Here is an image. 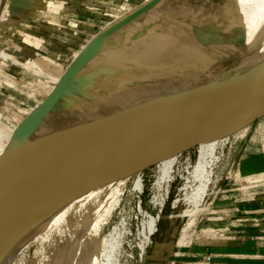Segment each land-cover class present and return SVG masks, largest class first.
<instances>
[{
    "label": "rangeland",
    "instance_id": "obj_1",
    "mask_svg": "<svg viewBox=\"0 0 264 264\" xmlns=\"http://www.w3.org/2000/svg\"><path fill=\"white\" fill-rule=\"evenodd\" d=\"M152 1L144 0L126 11L125 6L113 8L115 19L106 23L103 31ZM22 2L0 0V35L5 33L9 37V41L0 43V53H9L21 64L35 61L26 58V43L21 33L12 28L13 21L25 23L26 6L22 9ZM237 5L238 0H162L128 25L120 36L108 40L34 140L112 115L172 90L210 83L247 67L252 63L250 58L260 52L262 40L256 48L248 49L247 32L237 18ZM21 30L26 32V28ZM0 61L3 149L10 137L9 128L20 123L47 97L51 89L46 78L58 76L66 62L61 59L55 64L41 65L37 61L45 75H36L22 65L7 66L1 58ZM199 145L198 142L180 149L170 183L164 184L162 190L157 182L167 152L160 160L139 165L126 181L123 202L100 236L102 239L112 235L115 239L112 264H167L181 259L184 248L180 250L178 243L184 229L192 223L186 247L223 241L226 234L215 231L216 225L233 223L237 217L229 213L236 205L264 196V113L256 116L248 128L238 130L220 144L208 193L201 205L195 206L186 199L198 185L192 173ZM140 178L141 192L135 190ZM121 181L118 178L115 184ZM151 218L158 220L153 234L148 229ZM63 231L51 229L40 237L32 236L10 264H66L64 259L77 237L70 240ZM103 262L98 257L90 264Z\"/></svg>",
    "mask_w": 264,
    "mask_h": 264
},
{
    "label": "water",
    "instance_id": "obj_2",
    "mask_svg": "<svg viewBox=\"0 0 264 264\" xmlns=\"http://www.w3.org/2000/svg\"><path fill=\"white\" fill-rule=\"evenodd\" d=\"M161 1L153 0L99 35L56 89L21 123L0 159V213L40 203L62 189H87L264 113L263 62L194 90L156 97L34 140L108 39ZM100 146L111 152L88 154Z\"/></svg>",
    "mask_w": 264,
    "mask_h": 264
},
{
    "label": "bare ground",
    "instance_id": "obj_3",
    "mask_svg": "<svg viewBox=\"0 0 264 264\" xmlns=\"http://www.w3.org/2000/svg\"><path fill=\"white\" fill-rule=\"evenodd\" d=\"M237 6L239 8V15H237V18L239 21H242L241 24H243V28L247 32L248 49L256 48L260 45L259 41L262 40L260 52L250 58V60L253 59L251 61L252 63L248 65V68L251 69L253 66L256 67L264 62V0H238ZM80 55L81 53L75 56L73 62L68 65L64 72L60 73L56 77L49 76L46 78L48 81L47 84L51 89L47 97L54 91V89H56L65 73ZM0 58L2 59L4 65H22L30 71L33 70L36 75H45L41 67L35 62L28 61L27 63L25 62L21 64L17 59L5 52L0 53ZM238 71H241V69ZM238 71L230 72L225 75L223 74L224 76H220L212 82L225 77L228 78V76L234 75V73H237ZM201 84L202 83L185 86L177 90H172L165 95H174L194 90L203 86ZM47 97L41 101L20 123L14 124L13 127L9 128L10 137L6 146L3 149H0V159L6 154V151L21 123L33 111H35L47 99ZM146 101L138 103L140 104ZM252 121L253 118L247 120L236 128L227 130L220 134L205 137L200 141L198 161L192 173L193 178L198 185L196 189L194 188V192L187 197V201L195 206L201 205L208 193L209 186L212 181L213 165L218 161L216 156L217 149H219L218 147L220 144L226 142L238 130L241 131L248 128ZM109 151L105 150L103 146H100L96 150L90 151L88 154L90 156H98L109 154L111 152ZM179 152L180 149L168 151L166 159L162 162L160 161L162 164V176L157 182L159 190H162L164 184L170 183L171 169ZM160 158L161 156L156 159L160 160ZM47 163L53 162L48 160ZM137 168L138 166L111 178L105 179L84 190L81 186L62 189L52 193L48 196L50 197L49 199L40 203H26V205H19L0 213V264H10L15 253L26 243V241H29V238L32 236L40 237L42 234L44 235L45 232H49L51 229H63V232H65L66 236L70 240L75 235L77 237L75 242L73 240L67 259H64L66 260V264H90L91 262L96 261L98 257L103 259V264H112L113 253H115L114 250L116 248L115 239L112 235L102 239L100 236L104 226L113 217L117 209L120 208L125 194L126 181L134 174ZM118 178H121L122 181L116 185L115 182ZM135 190L139 192L143 190V181L141 178L136 182ZM157 221L158 220L156 218H151L150 220L148 229L151 234H153L157 228ZM192 225L193 223L189 224L181 235L178 243L180 250L185 248L189 243L188 235ZM62 237L64 239L65 235L63 234ZM67 251L68 250H66V252ZM176 254L179 253L177 252Z\"/></svg>",
    "mask_w": 264,
    "mask_h": 264
},
{
    "label": "crops",
    "instance_id": "obj_4",
    "mask_svg": "<svg viewBox=\"0 0 264 264\" xmlns=\"http://www.w3.org/2000/svg\"><path fill=\"white\" fill-rule=\"evenodd\" d=\"M142 2L144 0H23L20 5L22 9L26 6L25 23L13 21L12 28L21 33L26 43V58L41 65L64 59L67 68L76 55L105 32V24L115 19L116 14L111 13L113 8L125 6L126 11ZM105 10L107 13L103 14ZM119 22L121 20L112 27ZM22 28H26V32ZM123 30L112 37L120 36ZM4 40L9 41L5 33L0 35V43ZM232 210L229 214L237 217L233 223L216 225L215 231L226 234L223 241L193 243L183 249L181 259L167 264H264V196L240 203ZM215 231L214 234H218Z\"/></svg>",
    "mask_w": 264,
    "mask_h": 264
}]
</instances>
